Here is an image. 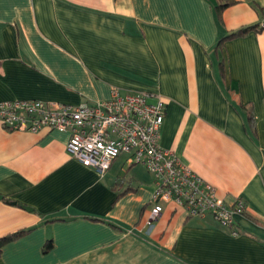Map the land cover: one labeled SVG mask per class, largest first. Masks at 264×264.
<instances>
[{
  "label": "crops",
  "instance_id": "1",
  "mask_svg": "<svg viewBox=\"0 0 264 264\" xmlns=\"http://www.w3.org/2000/svg\"><path fill=\"white\" fill-rule=\"evenodd\" d=\"M260 22L264 0H0V102L161 96L159 144L245 203L237 235L173 202L147 227L153 177L127 155L100 174L68 131L0 122V236L27 230L0 264H264V28L218 46Z\"/></svg>",
  "mask_w": 264,
  "mask_h": 264
},
{
  "label": "built area",
  "instance_id": "2",
  "mask_svg": "<svg viewBox=\"0 0 264 264\" xmlns=\"http://www.w3.org/2000/svg\"><path fill=\"white\" fill-rule=\"evenodd\" d=\"M264 28V22H260ZM145 92L112 88L110 98L94 104L51 103L40 99L0 102V122L15 130L37 131L49 127L70 133L66 151L84 166L103 174L120 155L128 166L140 165L153 177V205L145 226L159 217L164 202L182 207L191 217H210L237 235L236 216L245 211L238 197L227 205L216 188L185 164L171 148L159 144L165 101Z\"/></svg>",
  "mask_w": 264,
  "mask_h": 264
},
{
  "label": "trees",
  "instance_id": "3",
  "mask_svg": "<svg viewBox=\"0 0 264 264\" xmlns=\"http://www.w3.org/2000/svg\"><path fill=\"white\" fill-rule=\"evenodd\" d=\"M225 6H226V4H217L214 6L215 14H216V17L218 20H221V12ZM258 26L259 25L246 26V27L240 28L236 31H233V32L229 33L227 36L221 38L218 42V46H221L225 40L232 39L235 37H240V36L244 35L246 32H248L249 30L256 29ZM26 232H27L26 229H20V230L8 233L6 235L0 236V254H1L2 248L5 244H7L8 242H10L14 239L21 237ZM49 247H50V241H47L44 249H48Z\"/></svg>",
  "mask_w": 264,
  "mask_h": 264
},
{
  "label": "water",
  "instance_id": "4",
  "mask_svg": "<svg viewBox=\"0 0 264 264\" xmlns=\"http://www.w3.org/2000/svg\"><path fill=\"white\" fill-rule=\"evenodd\" d=\"M3 197H2V195H0V199H2ZM14 204H15V202H13ZM24 209H26V210H30L31 208H29L28 206H22Z\"/></svg>",
  "mask_w": 264,
  "mask_h": 264
},
{
  "label": "rangeland",
  "instance_id": "5",
  "mask_svg": "<svg viewBox=\"0 0 264 264\" xmlns=\"http://www.w3.org/2000/svg\"><path fill=\"white\" fill-rule=\"evenodd\" d=\"M140 170H141V172H143V171H144V170L142 171V169H140ZM143 173H144V172H143ZM149 174H150V173H149Z\"/></svg>",
  "mask_w": 264,
  "mask_h": 264
}]
</instances>
